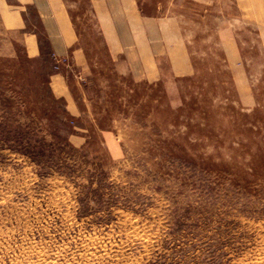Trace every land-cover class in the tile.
<instances>
[{"label": "rangeland", "instance_id": "1", "mask_svg": "<svg viewBox=\"0 0 264 264\" xmlns=\"http://www.w3.org/2000/svg\"><path fill=\"white\" fill-rule=\"evenodd\" d=\"M81 8L83 72L0 25V264H264V30H184L194 73L146 83Z\"/></svg>", "mask_w": 264, "mask_h": 264}, {"label": "crops", "instance_id": "2", "mask_svg": "<svg viewBox=\"0 0 264 264\" xmlns=\"http://www.w3.org/2000/svg\"><path fill=\"white\" fill-rule=\"evenodd\" d=\"M82 4L106 51L146 83L194 73L184 30H264V0H0V25L17 31L29 58L47 55L53 65L83 72ZM51 85L56 96L72 100L60 73Z\"/></svg>", "mask_w": 264, "mask_h": 264}, {"label": "built area", "instance_id": "3", "mask_svg": "<svg viewBox=\"0 0 264 264\" xmlns=\"http://www.w3.org/2000/svg\"><path fill=\"white\" fill-rule=\"evenodd\" d=\"M54 68H55V69H58V68H59L58 64H55V65H54Z\"/></svg>", "mask_w": 264, "mask_h": 264}]
</instances>
